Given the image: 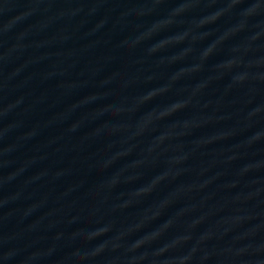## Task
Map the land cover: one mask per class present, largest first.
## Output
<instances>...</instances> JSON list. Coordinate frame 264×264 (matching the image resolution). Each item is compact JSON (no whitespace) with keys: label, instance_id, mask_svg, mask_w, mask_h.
Masks as SVG:
<instances>
[{"label":"water","instance_id":"obj_1","mask_svg":"<svg viewBox=\"0 0 264 264\" xmlns=\"http://www.w3.org/2000/svg\"><path fill=\"white\" fill-rule=\"evenodd\" d=\"M0 264H264V0H0Z\"/></svg>","mask_w":264,"mask_h":264}]
</instances>
